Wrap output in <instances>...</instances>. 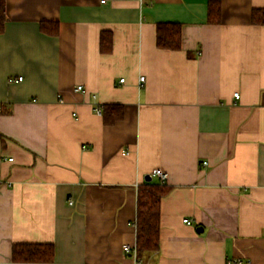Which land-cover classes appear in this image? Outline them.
Wrapping results in <instances>:
<instances>
[{
    "label": "crops",
    "instance_id": "obj_1",
    "mask_svg": "<svg viewBox=\"0 0 264 264\" xmlns=\"http://www.w3.org/2000/svg\"><path fill=\"white\" fill-rule=\"evenodd\" d=\"M210 2L219 23L208 20ZM255 10L264 0H7L0 264H134L124 246L136 245L138 188L148 176L161 184L156 169L170 188L161 246L140 264H264ZM44 22L58 35L42 32ZM159 23L181 26L180 50L158 48ZM108 105L123 107L122 120L105 124L95 108ZM18 244L53 245L54 259L14 262Z\"/></svg>",
    "mask_w": 264,
    "mask_h": 264
},
{
    "label": "trees",
    "instance_id": "obj_2",
    "mask_svg": "<svg viewBox=\"0 0 264 264\" xmlns=\"http://www.w3.org/2000/svg\"><path fill=\"white\" fill-rule=\"evenodd\" d=\"M218 2H210L209 22L219 23L221 19ZM7 0H0V34L4 33L7 23ZM216 4V5H215ZM255 25L264 26V10H255L252 14ZM41 31L56 36L59 33L57 23L44 22ZM156 43L158 48L178 51L182 47V28L179 24L159 23L156 27ZM113 39L110 32L101 36V51L109 53L112 50ZM123 107L108 105L103 109L104 122L112 125L123 118ZM1 139V135H0ZM170 192L164 184L147 182L139 186L137 198V213L134 222L136 228L137 256L139 259L158 252L161 246V203L162 199ZM53 245L18 244L13 248L14 262L23 263H51L54 259Z\"/></svg>",
    "mask_w": 264,
    "mask_h": 264
},
{
    "label": "built area",
    "instance_id": "obj_3",
    "mask_svg": "<svg viewBox=\"0 0 264 264\" xmlns=\"http://www.w3.org/2000/svg\"><path fill=\"white\" fill-rule=\"evenodd\" d=\"M107 1L108 0H100V3L101 4H106ZM144 79H145L144 77H141V79H140L141 82L144 81ZM20 80H21V78H20ZM124 81H125L124 79H121L120 80L121 83H123ZM81 89H82V86H79L77 88V90H81ZM234 96H235V98H239V93L234 94ZM95 111H96V113L98 115H100V116L103 115V110L101 108L96 107L95 108ZM203 164L204 165H207V162H204ZM152 176L153 177H158L160 179V181H161V184H164L166 182V179H167V175L164 172H162L161 170H159V169L154 170L152 172ZM70 204H73V202L70 201ZM184 222L186 224H189V225L191 224V221L190 220H187V219L184 220ZM124 252L126 254H130L134 258V264H140L141 263V261L139 260V258L137 256V250H136L135 247H131L129 245H125L124 246ZM228 263L229 264H242V261L241 260H234V261H229Z\"/></svg>",
    "mask_w": 264,
    "mask_h": 264
},
{
    "label": "water",
    "instance_id": "obj_4",
    "mask_svg": "<svg viewBox=\"0 0 264 264\" xmlns=\"http://www.w3.org/2000/svg\"><path fill=\"white\" fill-rule=\"evenodd\" d=\"M146 180H147L148 182H150V181H151V176H148V177L146 178Z\"/></svg>",
    "mask_w": 264,
    "mask_h": 264
}]
</instances>
